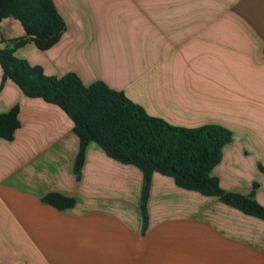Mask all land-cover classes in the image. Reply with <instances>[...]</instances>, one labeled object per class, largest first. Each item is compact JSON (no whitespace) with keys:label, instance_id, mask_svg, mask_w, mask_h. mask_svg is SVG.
Listing matches in <instances>:
<instances>
[{"label":"crops","instance_id":"obj_1","mask_svg":"<svg viewBox=\"0 0 264 264\" xmlns=\"http://www.w3.org/2000/svg\"><path fill=\"white\" fill-rule=\"evenodd\" d=\"M65 23L39 51L21 24L0 23V49L46 76H78L122 92L150 116L231 132L211 176L264 207V0H52ZM0 264H264V221L142 173L96 144L74 172L79 141L56 105L29 98L0 67ZM55 193L75 201L57 210ZM145 216V219H143Z\"/></svg>","mask_w":264,"mask_h":264},{"label":"trees","instance_id":"obj_2","mask_svg":"<svg viewBox=\"0 0 264 264\" xmlns=\"http://www.w3.org/2000/svg\"><path fill=\"white\" fill-rule=\"evenodd\" d=\"M17 20L25 38L39 51L54 46L65 30V23L52 0H0V23ZM2 79L12 81L25 96L40 98L58 106L72 121L79 141L74 172L79 173L86 147L98 145L105 154L123 164L136 167L143 176L141 210L153 173L172 178L182 189L217 197L222 203L264 221V207L252 196L226 193L212 169L221 160L222 148L231 141V132L221 126L204 125L195 129L174 127L148 116L122 92L102 82L84 85L77 75L46 76L39 66L16 58L10 49H0ZM15 107L0 115V138L11 141L19 127ZM42 201L57 209L73 207L71 198L50 193ZM145 219V216H143Z\"/></svg>","mask_w":264,"mask_h":264}]
</instances>
